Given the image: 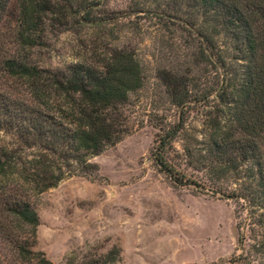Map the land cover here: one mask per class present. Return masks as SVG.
Instances as JSON below:
<instances>
[{
	"label": "trees",
	"instance_id": "1",
	"mask_svg": "<svg viewBox=\"0 0 264 264\" xmlns=\"http://www.w3.org/2000/svg\"><path fill=\"white\" fill-rule=\"evenodd\" d=\"M61 1L81 10L84 22L107 19L90 15L94 0H16L14 48L0 53V132L9 137L0 143V264H52L29 244L39 224L32 198L65 177L93 178L98 167L90 159L127 133L123 105L142 85L140 62L125 49H110L96 67L32 63L45 20L66 15ZM166 7L142 11L183 37L181 58L157 74L179 115L157 134L153 162L173 184L235 200L264 219V0H168ZM194 111L201 112L200 141L184 134ZM181 138L186 166L199 178L170 157ZM231 177L239 187H222ZM257 244L264 251V238ZM117 254L114 248L97 264Z\"/></svg>",
	"mask_w": 264,
	"mask_h": 264
},
{
	"label": "rangeland",
	"instance_id": "2",
	"mask_svg": "<svg viewBox=\"0 0 264 264\" xmlns=\"http://www.w3.org/2000/svg\"><path fill=\"white\" fill-rule=\"evenodd\" d=\"M94 1L89 12L107 18L101 23L84 22L81 10L61 1L60 6L67 4L66 15L55 13L45 20L40 44L31 50L32 63L53 70L74 63L96 67L110 49L120 48L139 60L142 85L123 105L127 133L90 159L98 167L93 178L65 177L32 198L39 224L29 239L31 249L52 264H97L114 248L118 254L109 264H224L230 259L264 264L257 244L264 238V219L257 212L208 191L177 186L153 162L157 134L179 115L157 74L181 58L183 37L170 21L166 27L142 11L167 10L168 0ZM16 4L0 2V53L14 48ZM200 114L192 112L184 132L199 141ZM182 138L172 144L170 157L180 170L199 178L200 172L186 166ZM8 141L0 132V143ZM239 184L231 177L222 187L232 190Z\"/></svg>",
	"mask_w": 264,
	"mask_h": 264
}]
</instances>
